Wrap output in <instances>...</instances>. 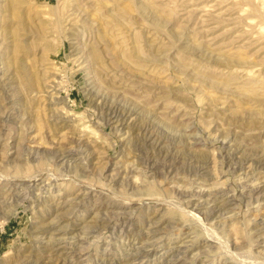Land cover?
<instances>
[{
	"label": "rangeland",
	"instance_id": "obj_1",
	"mask_svg": "<svg viewBox=\"0 0 264 264\" xmlns=\"http://www.w3.org/2000/svg\"><path fill=\"white\" fill-rule=\"evenodd\" d=\"M0 264H264V0H0Z\"/></svg>",
	"mask_w": 264,
	"mask_h": 264
}]
</instances>
